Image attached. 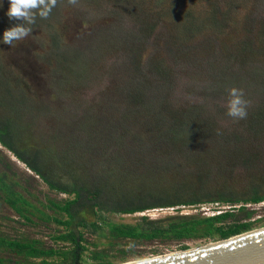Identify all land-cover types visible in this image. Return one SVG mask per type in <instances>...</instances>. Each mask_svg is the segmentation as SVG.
<instances>
[{"label":"rangeland","instance_id":"rangeland-1","mask_svg":"<svg viewBox=\"0 0 264 264\" xmlns=\"http://www.w3.org/2000/svg\"><path fill=\"white\" fill-rule=\"evenodd\" d=\"M8 8L9 0H0V39L20 23L8 19ZM32 28L12 47L0 43V74L12 89L9 95L0 93V116H18L21 145L43 151L52 179L74 178L87 186L122 180L130 188L132 181L139 185L134 176L145 174V188L199 183L241 192L253 181L264 190V117L259 116L264 110V0H79L75 6L58 0L49 18L37 17ZM232 87L243 89L250 101L245 119L226 115L223 105ZM18 96L26 101L19 111L10 103ZM172 120L191 128L186 143L166 141L162 133ZM150 137L157 143L143 150L141 142ZM233 153L253 160L247 165L227 161ZM0 178L5 184L0 186V237L35 240L43 249L67 248L53 239L63 228L52 219L66 217L52 204L71 196L48 189L1 146ZM226 206L104 217L113 225H137L141 217L164 225L180 217H209ZM238 206L228 210L234 216L223 223L248 222V231L264 227V202L241 211ZM247 210L252 214L245 219ZM79 230L85 246L81 264H122L221 240L144 241L124 230L115 236L106 227L102 235ZM32 261L38 259L0 247V264Z\"/></svg>","mask_w":264,"mask_h":264},{"label":"trees","instance_id":"trees-1","mask_svg":"<svg viewBox=\"0 0 264 264\" xmlns=\"http://www.w3.org/2000/svg\"><path fill=\"white\" fill-rule=\"evenodd\" d=\"M11 90V87L6 85L3 75L0 74V93H3L4 96L9 95V91ZM4 96L0 97L1 102L4 101V99L2 100ZM23 98L22 96H18L10 102L11 104H15L17 111L22 107L25 108L26 101ZM257 116L255 115V117ZM259 116L264 117V110L261 111ZM17 117L15 120H10L7 117L0 116V146L11 153L26 169L37 176L48 189L71 196V199L64 201L61 205L52 204L57 211L64 213L66 217L65 220L52 219L54 223L61 225L63 228V232L55 235L53 239L67 244V248L59 250L43 249L38 245V241L35 240L18 242L0 237V247H4L8 251L22 255L25 258L38 259L37 262L32 261L26 264H81L83 262L81 256L85 251V246L82 243L83 236L79 228L90 229L91 233L102 235L101 230L106 227L108 232H111L114 236L121 234L122 230H124V233L128 236L144 241H180L189 240L192 237L207 238L213 236L219 239H226L250 229L248 222H236L233 219L228 225L223 223L234 216L228 210L234 209L235 205H239L236 209L241 211L245 210L243 206L245 204H256L264 201V190L260 188L261 185L259 186L253 181H251L248 188L241 192L223 191L219 188L215 190L205 189L199 183L192 185L182 184L167 189L156 186L151 187L152 185H149V188H145L143 186L145 185V181H147L145 174L144 177L139 174L138 176H134L136 185L139 184L138 186H135L132 181L133 175L127 176L126 179L132 181L133 188L122 186L120 184L122 180L118 185L100 182L92 183L89 186L84 181L81 182L74 178L66 182L57 181L51 178L52 175L45 166L43 151L38 147L21 145L22 140L19 138L20 126L17 124ZM168 126L164 128L165 130L162 134L166 135L165 139L171 145H175L177 141L186 143L185 138L193 134V132L191 133V128H186V125L181 124L180 121L172 120ZM156 139L153 137L145 139L141 142L145 147H140L143 150H147L157 143ZM134 143L138 145L137 140ZM201 150L204 151V149ZM236 155L233 153L226 156L228 157L227 161L233 160L237 162L241 160L243 164L247 165L250 164V160H253L250 156H244V159H242V157L237 158ZM135 158L133 156L134 162ZM205 160L203 165L208 166ZM0 186L5 187L1 178ZM7 202L15 213L23 217L20 210L10 200H7ZM200 204H226L228 208L209 217L198 218L188 216L180 217L177 221H172L171 219L164 225L161 224L162 220L151 221L147 220L146 217H141V223L133 226L113 225L106 223L104 217L107 214L114 213L134 214L156 208L197 206ZM251 214L252 211L247 210L243 218L246 219ZM86 216H89L91 220H86ZM182 249L185 248L182 247ZM50 258H55L56 260L48 262L47 260ZM96 264L106 263L100 262Z\"/></svg>","mask_w":264,"mask_h":264},{"label":"water","instance_id":"water-1","mask_svg":"<svg viewBox=\"0 0 264 264\" xmlns=\"http://www.w3.org/2000/svg\"><path fill=\"white\" fill-rule=\"evenodd\" d=\"M122 264H264V227L199 247Z\"/></svg>","mask_w":264,"mask_h":264},{"label":"clouds","instance_id":"clouds-1","mask_svg":"<svg viewBox=\"0 0 264 264\" xmlns=\"http://www.w3.org/2000/svg\"><path fill=\"white\" fill-rule=\"evenodd\" d=\"M78 2L79 0H67V3L73 6L78 5ZM57 4L58 0H9L6 15L9 20L20 21V23L6 29L0 43L12 47L15 42L29 37L33 32L32 26L35 25L37 17L48 19ZM244 97L243 89L232 87L228 90V96L223 106L226 109V115L234 121L247 117L250 101Z\"/></svg>","mask_w":264,"mask_h":264},{"label":"built area","instance_id":"built-area-1","mask_svg":"<svg viewBox=\"0 0 264 264\" xmlns=\"http://www.w3.org/2000/svg\"><path fill=\"white\" fill-rule=\"evenodd\" d=\"M262 202H264V201H262ZM256 204H258V203H256ZM247 204H245V205H243V206H246ZM249 205V204H248ZM226 208H228L227 206H226ZM220 211H216V212H214V213H212V214H217V213H219ZM211 214V215H212Z\"/></svg>","mask_w":264,"mask_h":264}]
</instances>
